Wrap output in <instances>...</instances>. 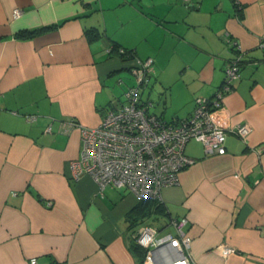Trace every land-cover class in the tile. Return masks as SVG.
<instances>
[{
  "label": "crops",
  "instance_id": "obj_1",
  "mask_svg": "<svg viewBox=\"0 0 264 264\" xmlns=\"http://www.w3.org/2000/svg\"><path fill=\"white\" fill-rule=\"evenodd\" d=\"M40 27L48 28L17 36ZM260 37L264 0H0V264H140L124 218L139 198L110 185L100 191L89 174L74 179L70 171L80 127L96 126L121 103L113 78L121 94L133 83L132 60L113 44L153 58L149 89L159 104L149 111L167 121L188 117L196 97H214L241 46L240 77L211 112L227 127L226 151L186 143L195 161L162 188L169 217L157 225L187 216L195 264H264ZM237 125L248 127L244 138Z\"/></svg>",
  "mask_w": 264,
  "mask_h": 264
},
{
  "label": "built area",
  "instance_id": "obj_2",
  "mask_svg": "<svg viewBox=\"0 0 264 264\" xmlns=\"http://www.w3.org/2000/svg\"><path fill=\"white\" fill-rule=\"evenodd\" d=\"M183 1L192 5L194 0ZM20 13L19 8L12 10L13 17ZM258 46L264 49V37ZM234 50L214 97H196L188 117L171 121L151 113V100L142 98L141 92L154 72L153 58L134 57L129 66L133 83L123 92L124 100L107 109L96 126L80 127V156L70 163L72 178L86 173L100 191L110 185L125 188L139 199L160 198L162 188L178 184L180 173L194 163L184 151L189 140L200 142L205 154L225 153L227 127L212 118L211 112L223 104L225 93L240 77L244 51L238 44ZM119 52L124 51L120 48ZM26 118L33 120L35 115ZM67 129L65 124L64 131ZM234 132L244 138L249 129L237 125ZM187 223V216L181 215L170 216L164 226L139 225L133 240L144 250L140 264H195L189 254L190 238L184 231ZM232 250L223 248L225 253ZM36 263L35 258L30 259V264Z\"/></svg>",
  "mask_w": 264,
  "mask_h": 264
},
{
  "label": "trees",
  "instance_id": "obj_3",
  "mask_svg": "<svg viewBox=\"0 0 264 264\" xmlns=\"http://www.w3.org/2000/svg\"><path fill=\"white\" fill-rule=\"evenodd\" d=\"M50 27V26H48ZM48 27H40L36 29L30 30H21L17 32V36L20 38L31 37L37 32H40ZM89 38L99 37V33L95 30H88ZM119 47L117 44L112 45V51L117 53L123 59L132 60L135 56L130 50L123 49L124 52H119ZM131 75V74H130ZM168 214L165 210L163 203L159 200V198H149L143 197L138 200V202L125 214V221L127 222V228L131 231H135V229L146 222L154 223L158 221H167ZM132 250L134 253L140 257V260L144 254V250L139 247L133 240Z\"/></svg>",
  "mask_w": 264,
  "mask_h": 264
},
{
  "label": "rangeland",
  "instance_id": "obj_4",
  "mask_svg": "<svg viewBox=\"0 0 264 264\" xmlns=\"http://www.w3.org/2000/svg\"><path fill=\"white\" fill-rule=\"evenodd\" d=\"M125 73L126 72H123L121 74V77L120 78H124L126 81L131 82V76L128 73H126V74ZM117 79H118L117 77H116V79L113 78V80H112V86L113 87H110V88H112L111 91H113L112 92L113 94H115V91H116V97L115 98L118 97V99H120L119 101L122 102L124 100V95L120 93L121 90H122L121 87H118L117 84H116ZM150 86H151V81L149 82L148 86H146V87L143 88L141 94H142V98L146 99V96H148L149 99L154 102L153 107H151L150 109H151V111H155L156 112V110H157L156 108H157V106H158L159 103H157V99L155 98L154 94L151 93V90L149 89ZM148 92H149V95H148ZM187 147H190V145L188 144ZM152 224H158V222H154Z\"/></svg>",
  "mask_w": 264,
  "mask_h": 264
}]
</instances>
